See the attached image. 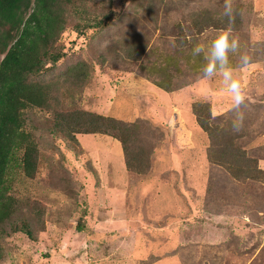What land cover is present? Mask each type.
Returning a JSON list of instances; mask_svg holds the SVG:
<instances>
[{
  "label": "rangeland",
  "instance_id": "rangeland-1",
  "mask_svg": "<svg viewBox=\"0 0 264 264\" xmlns=\"http://www.w3.org/2000/svg\"><path fill=\"white\" fill-rule=\"evenodd\" d=\"M74 1L51 48L59 60L27 77L50 100L21 113L36 159L30 177L19 161L5 171L0 264H264V0H233L240 49L229 61L247 85L239 133L227 86L192 55L229 27L225 0ZM195 105L207 108L212 140ZM78 113L138 123L128 156L143 172L124 167L110 136L72 143L55 131ZM224 146L251 159L257 178L208 159Z\"/></svg>",
  "mask_w": 264,
  "mask_h": 264
},
{
  "label": "trees",
  "instance_id": "trees-1",
  "mask_svg": "<svg viewBox=\"0 0 264 264\" xmlns=\"http://www.w3.org/2000/svg\"><path fill=\"white\" fill-rule=\"evenodd\" d=\"M84 1H104L109 4V0ZM67 6L79 11L75 8L74 0H0V224L11 215L10 205L2 200L8 164L19 161L25 176L30 177L36 159L34 143L21 128V113L28 107L47 108L50 100L46 88L28 82L27 77L59 60L60 54L54 53L51 48L64 29L62 16L65 15ZM85 13L86 11L82 14ZM197 106H194L196 124L212 140L215 128L208 122L207 108L204 105L203 108L199 107L200 111L204 109V113L199 115ZM138 126V123L126 124L108 117L78 113L72 119L63 118L55 126V131L72 143L75 142V134L110 136L120 144L124 167L129 171L142 173L143 170L134 168L132 163L139 162L137 153L129 158L130 150L127 146L131 137H137ZM207 157L212 163L224 167L235 179H255L260 173L251 159L243 154L227 151L225 146L217 154L208 153ZM19 231L31 239L26 225H22Z\"/></svg>",
  "mask_w": 264,
  "mask_h": 264
},
{
  "label": "clouds",
  "instance_id": "clouds-1",
  "mask_svg": "<svg viewBox=\"0 0 264 264\" xmlns=\"http://www.w3.org/2000/svg\"><path fill=\"white\" fill-rule=\"evenodd\" d=\"M237 9L234 7L233 0H225L223 15L229 21V27L221 31L210 45L197 44L192 48L193 56L203 55L206 64L203 67L204 78L211 79L214 76L220 77V82L227 86V93L230 95L234 118L231 122V129L234 133H239L243 128L245 112L242 108L247 107L246 83L243 82L230 66L229 54L239 52L240 43L238 38L232 35L231 24ZM175 46V41H173ZM251 57L247 54L240 56L241 63L247 65ZM215 115V114H213Z\"/></svg>",
  "mask_w": 264,
  "mask_h": 264
}]
</instances>
